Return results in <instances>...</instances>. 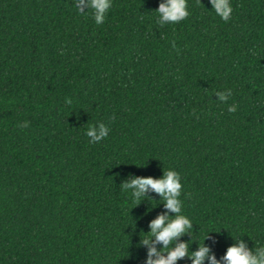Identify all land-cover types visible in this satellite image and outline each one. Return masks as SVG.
Returning <instances> with one entry per match:
<instances>
[{"label": "trees", "instance_id": "1", "mask_svg": "<svg viewBox=\"0 0 264 264\" xmlns=\"http://www.w3.org/2000/svg\"><path fill=\"white\" fill-rule=\"evenodd\" d=\"M200 2L161 26L160 0H113L100 25L74 0H0V264H144L165 209L121 185L168 168L193 222L177 242L264 244V0L227 23Z\"/></svg>", "mask_w": 264, "mask_h": 264}, {"label": "clouds", "instance_id": "2", "mask_svg": "<svg viewBox=\"0 0 264 264\" xmlns=\"http://www.w3.org/2000/svg\"><path fill=\"white\" fill-rule=\"evenodd\" d=\"M200 4V0H196ZM211 5L208 12L214 13L221 20L227 23L232 18L233 7L231 0H209ZM113 6V0H74V8L78 14L87 17L89 14L95 24L100 25L105 22L107 14ZM155 12L158 15L157 23L161 26L165 24H177L190 16L188 0H160ZM220 103L227 104L232 96L231 89H225L214 93ZM237 109L236 104L229 105L227 110L232 113ZM27 127V124H23ZM110 132L108 125L98 122L89 125L85 135L89 138V143H99L105 139ZM121 190L129 194L137 204L151 191L159 196V203L163 205L165 211L158 214L149 222L147 233L140 235V245L147 249L144 264H177L178 260L187 257L191 264H204L207 259L208 264H264V244L250 248L245 240L236 239L235 243L229 246L221 260L211 253L210 247L204 244L210 231L204 236L202 243L197 244V250H189V242H177L183 235L192 234L193 222L187 216L184 209V201L181 199L184 185L181 174L173 168L162 170L160 178L132 177L121 185ZM157 201V200H150ZM157 204V203H156ZM156 204L153 206L155 207ZM170 213L172 215H170ZM140 233V234H141ZM196 242V241H195ZM160 244L158 251L156 245Z\"/></svg>", "mask_w": 264, "mask_h": 264}]
</instances>
